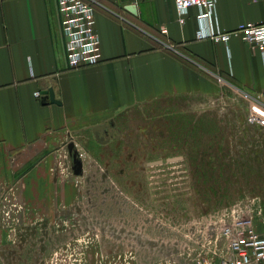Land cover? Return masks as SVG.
I'll return each mask as SVG.
<instances>
[{
  "label": "rangeland",
  "instance_id": "374dc122",
  "mask_svg": "<svg viewBox=\"0 0 264 264\" xmlns=\"http://www.w3.org/2000/svg\"><path fill=\"white\" fill-rule=\"evenodd\" d=\"M254 110L264 113L263 98L232 81L210 95L139 104L119 117L123 135L78 141L81 173L71 156L67 169L60 160L47 187L67 197H49L46 209L18 195L19 181L0 182V264H201L225 255L239 218L264 231V115Z\"/></svg>",
  "mask_w": 264,
  "mask_h": 264
},
{
  "label": "crops",
  "instance_id": "0c3cea01",
  "mask_svg": "<svg viewBox=\"0 0 264 264\" xmlns=\"http://www.w3.org/2000/svg\"><path fill=\"white\" fill-rule=\"evenodd\" d=\"M91 1L102 59L70 68L56 0H0V182L19 181L18 195L39 210L49 197H67L47 182L59 180L56 161L70 140L100 142L96 124H113V135L101 131L110 142L124 134L119 117L129 109L165 96L210 95L222 81L264 100V54L241 34L227 43L198 39V7L181 23L175 0ZM248 21L264 22V0H217L215 29L231 32ZM48 88L60 103L42 94Z\"/></svg>",
  "mask_w": 264,
  "mask_h": 264
},
{
  "label": "built area",
  "instance_id": "2783aa9c",
  "mask_svg": "<svg viewBox=\"0 0 264 264\" xmlns=\"http://www.w3.org/2000/svg\"><path fill=\"white\" fill-rule=\"evenodd\" d=\"M60 16L62 34L65 40V56L70 68L91 66L102 59L101 41L96 30L94 1L91 0H56ZM217 0H175L178 20L185 22V15L191 7H198V20L200 23L196 37L198 39H212L216 43H227L231 35L241 34L253 51L264 54V22L248 21L239 25L231 32L217 30L214 27L216 19ZM167 33L166 27L160 28ZM170 46L169 44H166ZM40 96V91H34ZM253 115L263 116L261 111H252ZM79 150V149H78ZM80 156L83 152L79 151ZM62 164L69 167V153L67 149L62 157L56 161L55 169L61 171ZM226 254H219V258L203 256L199 259L201 264H260L264 261V231H260L253 219H238L236 225L228 230Z\"/></svg>",
  "mask_w": 264,
  "mask_h": 264
},
{
  "label": "water",
  "instance_id": "95a60500",
  "mask_svg": "<svg viewBox=\"0 0 264 264\" xmlns=\"http://www.w3.org/2000/svg\"><path fill=\"white\" fill-rule=\"evenodd\" d=\"M127 9H129L131 12L133 13H136L137 12V8H136V5L134 4H130L127 6ZM42 94H44L46 97H48L49 101L50 102H56V103H60V101L55 98V94H54V91L52 88H48L44 91H42ZM107 126V123H99V124H96L92 127L93 131H94V134L97 138L98 141L100 142H107L108 141V138H106L105 136H103L101 134V131L103 129H105ZM67 151L69 153V157L71 156L72 157V164H71V167H72V171L74 174H79L81 173L82 171V159H81V156L79 154V150L76 146V144L74 143V141L70 140L68 143H67ZM181 156H175V157H171L169 158V160L171 159H176V158H180ZM162 160H156V162H161Z\"/></svg>",
  "mask_w": 264,
  "mask_h": 264
},
{
  "label": "flooded vegetation",
  "instance_id": "af4514ba",
  "mask_svg": "<svg viewBox=\"0 0 264 264\" xmlns=\"http://www.w3.org/2000/svg\"><path fill=\"white\" fill-rule=\"evenodd\" d=\"M113 129V124H107V126H106V128L104 129V132L106 133V134H108V133H110L111 132V130Z\"/></svg>",
  "mask_w": 264,
  "mask_h": 264
}]
</instances>
